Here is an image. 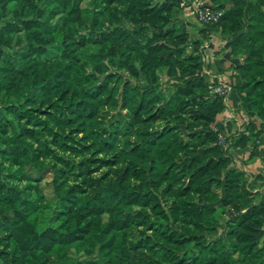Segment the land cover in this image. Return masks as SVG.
<instances>
[{
	"label": "trees",
	"instance_id": "obj_1",
	"mask_svg": "<svg viewBox=\"0 0 264 264\" xmlns=\"http://www.w3.org/2000/svg\"><path fill=\"white\" fill-rule=\"evenodd\" d=\"M213 1L191 41L181 0H0V264H264V200L202 71L219 32L261 119L231 146L257 155L264 0Z\"/></svg>",
	"mask_w": 264,
	"mask_h": 264
},
{
	"label": "crops",
	"instance_id": "obj_2",
	"mask_svg": "<svg viewBox=\"0 0 264 264\" xmlns=\"http://www.w3.org/2000/svg\"><path fill=\"white\" fill-rule=\"evenodd\" d=\"M181 1L183 3L181 2L179 17L188 22L190 40H196L201 37V27L195 19L194 3L203 1L206 4H215V2L213 0ZM205 51L208 55L207 71L210 81L223 79L233 86L229 95L225 97L224 109L215 117V125L220 132L231 135L228 140L226 139L224 147L229 146L233 154L232 164L246 173L245 186L256 194L259 201L264 200V131L258 138L259 153L253 157H250L253 147L251 141L244 146H231L238 137L237 134L246 130L249 121H254L258 125L261 122L251 104L243 106L244 93L234 87L241 80L234 69V65L241 61V57L232 54L230 48L226 46V40L220 34L215 35Z\"/></svg>",
	"mask_w": 264,
	"mask_h": 264
},
{
	"label": "built area",
	"instance_id": "obj_3",
	"mask_svg": "<svg viewBox=\"0 0 264 264\" xmlns=\"http://www.w3.org/2000/svg\"><path fill=\"white\" fill-rule=\"evenodd\" d=\"M183 3V2H182ZM193 12L195 14L196 22L200 27H204L207 23H213L220 19V17L223 14V10L213 7L211 4H206L203 1H198L194 3L193 6ZM214 35V34H213ZM213 37V36H212ZM208 46V43L203 46V72L208 73L207 63H208V55L206 54V48ZM233 86L230 84V82L220 79L218 81H210V88L209 93L211 95H222L224 97H227L229 93L231 92V89ZM220 140L224 143H226V137L225 134L220 132L219 133Z\"/></svg>",
	"mask_w": 264,
	"mask_h": 264
},
{
	"label": "rangeland",
	"instance_id": "obj_4",
	"mask_svg": "<svg viewBox=\"0 0 264 264\" xmlns=\"http://www.w3.org/2000/svg\"><path fill=\"white\" fill-rule=\"evenodd\" d=\"M228 3L230 2V0H228L227 1ZM215 35H219V32H218V34L215 32L214 33V35H213V38L215 37ZM213 38H211V40L213 39ZM13 47L12 48H14V47H16V46H18L19 45V43L21 42V41H23V40H25V35L23 34V33H17V34H15L14 36H13ZM210 42V40H208V39H206L204 42H203V44H202V46H204V45H206L207 43H209ZM87 48H88V52H89V54H91V55H95V54H97V55H99V57H103L104 55L100 52V50H98L97 49V46L95 45V44H91V45H88L87 46ZM95 58H97V57H95ZM96 61L95 62H93V61H91V60H89V62H92V63H94V64H98L99 62H100V58H97V59H95ZM225 98V97H224ZM214 121H215V119H214ZM216 126V125H215ZM215 128H217V127H215ZM218 129V128H217ZM69 251H70V253H72V254H75L76 253V245L75 244H73V245H71L70 247H69Z\"/></svg>",
	"mask_w": 264,
	"mask_h": 264
},
{
	"label": "water",
	"instance_id": "obj_5",
	"mask_svg": "<svg viewBox=\"0 0 264 264\" xmlns=\"http://www.w3.org/2000/svg\"><path fill=\"white\" fill-rule=\"evenodd\" d=\"M261 232H264V228L261 230Z\"/></svg>",
	"mask_w": 264,
	"mask_h": 264
}]
</instances>
